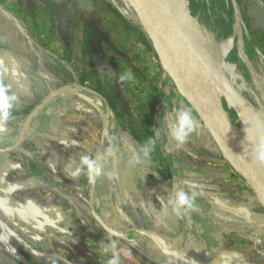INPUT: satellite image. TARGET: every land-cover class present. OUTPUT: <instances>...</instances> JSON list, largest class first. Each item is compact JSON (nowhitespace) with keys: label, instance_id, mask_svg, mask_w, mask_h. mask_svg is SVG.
I'll list each match as a JSON object with an SVG mask.
<instances>
[{"label":"rangeland","instance_id":"obj_1","mask_svg":"<svg viewBox=\"0 0 264 264\" xmlns=\"http://www.w3.org/2000/svg\"><path fill=\"white\" fill-rule=\"evenodd\" d=\"M246 21L264 92V20ZM230 52L225 72L264 111L251 71ZM0 84L17 97L0 124V264H107L108 232L93 208L128 236L118 241L120 264H187L136 229L209 264H264V208L179 95L130 0H0ZM178 107L201 124L180 149L168 134ZM109 148L114 179L72 175L82 155L105 163ZM220 164L242 186L224 180ZM185 181L198 186L200 211L178 219L166 202Z\"/></svg>","mask_w":264,"mask_h":264},{"label":"water","instance_id":"obj_2","mask_svg":"<svg viewBox=\"0 0 264 264\" xmlns=\"http://www.w3.org/2000/svg\"><path fill=\"white\" fill-rule=\"evenodd\" d=\"M232 1L235 6L236 34L237 29L241 30L243 22L238 4L235 0ZM130 2L179 95L196 113L231 168L248 184L264 208V164L258 163L254 155L255 146L264 141L256 131L257 128L264 129V111L257 108L235 87L222 62L211 60L191 41L189 30L169 0ZM192 17L198 20L195 16ZM203 28L207 29L204 26ZM239 37L238 58L244 61L251 71L264 99V92L257 81V73L242 46L241 34ZM230 40L233 43V38ZM225 104L228 109L237 113L241 129L231 120ZM249 124L254 127L250 129ZM165 147L168 148L167 144ZM92 214L104 230L108 232V229H112L94 208ZM135 231L151 239L167 256L178 257L189 264H206L188 256L182 250L168 249L165 242L155 233L142 229ZM122 234L124 238L125 235Z\"/></svg>","mask_w":264,"mask_h":264},{"label":"clouds","instance_id":"obj_3","mask_svg":"<svg viewBox=\"0 0 264 264\" xmlns=\"http://www.w3.org/2000/svg\"><path fill=\"white\" fill-rule=\"evenodd\" d=\"M17 97L11 93L8 86L0 84V124L7 122L12 116V109L15 105ZM175 124L169 130V135L175 141L177 149L183 147L188 141V138L195 133L200 127V122L193 116L191 110L178 107L174 110ZM0 127V131H5ZM156 146L155 140H148L143 144L141 152L147 158ZM114 151L109 148L101 158L105 163H100L98 159L91 154H84L79 159V164L75 167L72 175L75 177L81 174L87 177L88 183L94 185L98 180L107 178L112 180L115 178V173L106 169L105 164L108 159L114 156ZM255 159L258 163L264 164V141H261L255 146L254 149ZM137 157H133L130 164L138 163ZM198 186L185 181V187L175 188L168 195L166 208H170L171 212L178 218L188 219L192 213L200 211L196 204ZM187 189V190H186ZM123 234L115 229H108V240L102 245L105 253H111V258L107 260V264H120V258L116 251L118 248V241L122 238Z\"/></svg>","mask_w":264,"mask_h":264},{"label":"flooded vegetation","instance_id":"obj_4","mask_svg":"<svg viewBox=\"0 0 264 264\" xmlns=\"http://www.w3.org/2000/svg\"><path fill=\"white\" fill-rule=\"evenodd\" d=\"M189 1V2H188ZM236 3L238 4V7L240 9L241 12V16H242V41L241 43H244L245 46V53L248 57V59L253 60V56L255 54H253L250 51L249 45L248 44H252V39L250 40L247 35H246V27L245 24L248 25V22L246 21L248 19V17L250 16H256V18H259L261 20H264V0H235ZM188 6V11L190 14H192L193 16H195L196 18H199L202 20L203 24L205 25V27L211 31V33H213V35L215 36V38L217 40H219L221 43L218 44H228L227 42H225L224 40L227 39H231L233 38V43L230 40V42L232 43V45L234 44V47L232 49V51L230 53H235L238 54V47H237V43L239 41V34H235V6L232 0H186ZM248 16V17H247ZM249 29V27H247ZM250 32V31H249ZM251 36V35H250ZM224 41V42H223ZM229 45V44H228ZM260 50V49H259ZM257 49H255V53L259 54ZM259 56L262 58V56H264V53L262 51V55L259 54ZM264 58V57H263ZM264 61V60H263ZM253 63V62H252ZM237 64H241V61L237 60ZM254 69L257 71V69L254 66ZM226 107V104H225ZM226 110L230 113L231 115V120L233 121V123L235 125L236 121H237V117L235 118V113L233 110H230L226 107ZM168 155H172V152ZM175 170V169H174ZM173 170V171H174ZM259 201V200H258ZM260 203V202H259ZM96 210V209H95ZM97 214L99 215V211H97ZM102 219V218H101ZM103 220V219H102ZM104 221V220H103ZM97 222V221H96ZM105 222V221H104ZM106 223V222H105ZM107 224V223H106ZM101 227V226H100ZM111 228V227H110ZM137 230V229H136ZM144 230V229H142ZM106 231V230H105ZM147 231V230H146ZM136 232V231H135ZM137 233V232H136ZM153 233V232H152ZM139 234V233H138ZM156 234V233H155ZM125 235V234H124ZM142 235V234H140ZM144 236V235H142ZM159 236V235H158ZM128 236L126 235L124 237L127 238ZM146 237V236H145ZM160 237V236H159ZM148 238V237H147ZM161 238V237H160ZM128 239V238H127ZM162 239V238H161ZM151 240V239H150ZM163 240V239H162ZM165 242V240H163ZM155 244V243H154ZM166 244V242H165ZM156 245V244H155ZM157 246V245H156ZM158 247V246H157ZM167 247V244H166ZM159 248V247H158ZM168 248V247H167ZM160 249V248H159ZM169 249V248H168ZM171 250H182L184 251L188 256L194 258L193 256H191L188 252H186L185 248H180V249H171ZM161 251V250H160ZM162 252V251H161ZM163 253V252H162ZM169 257H173L176 258L182 262H185L183 260H181L178 257L175 256H169ZM195 259V258H194ZM198 260V259H197ZM201 261V260H199ZM203 263L209 264L205 261H201ZM187 263V262H185ZM189 264V263H187Z\"/></svg>","mask_w":264,"mask_h":264},{"label":"bare ground","instance_id":"obj_5","mask_svg":"<svg viewBox=\"0 0 264 264\" xmlns=\"http://www.w3.org/2000/svg\"><path fill=\"white\" fill-rule=\"evenodd\" d=\"M173 8L185 23L189 30L191 41L201 49L211 60L218 63H224L230 52V44H218L214 41L213 37L203 29L199 20L192 17L187 8L185 0H169ZM228 72V70H227ZM252 129L251 124L248 125ZM257 134L260 138L264 139V129L257 128Z\"/></svg>","mask_w":264,"mask_h":264},{"label":"crops","instance_id":"obj_6","mask_svg":"<svg viewBox=\"0 0 264 264\" xmlns=\"http://www.w3.org/2000/svg\"><path fill=\"white\" fill-rule=\"evenodd\" d=\"M190 12H191V11H190ZM198 20H199V21L201 22V24L205 27V25L203 24L202 20L199 19V18H198ZM210 166H211V165H206V166H205V167H206L205 170H206L207 172H209V173H212V172L210 171V169H209ZM220 168H221V170H223V172L226 174V178H224V180H227V181H228V178H229V181L232 180L231 182H234L235 184H239L240 186H242L243 181H238V179L234 178L233 175L229 173V171H228L226 165L220 164ZM227 174H229L228 177H227ZM227 181H226V182H227Z\"/></svg>","mask_w":264,"mask_h":264}]
</instances>
